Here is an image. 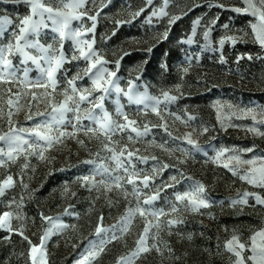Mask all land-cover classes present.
Instances as JSON below:
<instances>
[{"label": "rangeland", "instance_id": "1", "mask_svg": "<svg viewBox=\"0 0 264 264\" xmlns=\"http://www.w3.org/2000/svg\"><path fill=\"white\" fill-rule=\"evenodd\" d=\"M50 2L56 4V0ZM218 3L224 7L215 6ZM246 6L244 0H152L151 4L147 0H88L86 8L96 16V27L82 39L93 42V48L107 61L104 67L116 72L123 92L128 91L131 82L133 95L160 98L161 115L151 111L154 100L148 101L150 106L146 109L142 104L129 102L123 92L117 94L113 90L103 100L104 110L113 120L123 122L117 112L119 107L138 122L141 131L148 126L146 135L136 138L131 133L134 139L129 141L127 132L117 133L109 140L101 132H86L94 124L83 118L82 112L79 121L75 112H68L60 130L69 135L47 149L44 159L31 154V150L21 153L15 162L0 157L4 161L0 181L8 175L14 181L13 187L0 196V214H13V231L0 228V264H31L28 241L40 245V237L51 227L41 214L67 226L47 237L43 246L46 264H76L90 242L98 244L101 240L105 241L104 251L91 264H117L119 257L136 251V241L148 221L151 227L145 244L149 250L140 253L133 264H236L237 257L226 248L233 236L246 245L241 252L245 264H252L247 260L252 255L250 237L264 228V204L257 203L256 197L264 199V187L249 184L224 168L223 162L230 153L216 160L217 151L224 148H253V152L239 153L245 159L264 154V136L248 131L253 120L242 111L264 109V48L254 42L251 29L256 17L250 12L231 10ZM141 8L144 10L134 17ZM161 9L165 15L160 14ZM153 12L157 15L153 16ZM27 14L29 8L24 3L0 2V16L12 20L0 32V45L13 39L19 19ZM175 17L180 18L170 23ZM92 23L83 17L72 21L70 27L73 31L83 30L91 28ZM205 32L209 33L207 37ZM227 36L238 39L221 46L219 41ZM54 37L59 50L56 33L45 30L39 39L47 45L54 42ZM62 51L67 59L55 74V92L51 85L47 89L27 87L22 82L25 72L31 82H46V75L31 61L21 63L18 55L11 58V70L17 79L10 84L0 83V135L10 127L31 128L46 119L34 114L51 110L46 102L49 93L55 103L63 102L64 90L70 91L68 81L86 67V62L71 59L76 51L72 39L62 42ZM76 84L81 89L91 86L86 77ZM164 91L176 99L163 103ZM33 92L39 101L32 100ZM9 99L14 101L11 106ZM86 107L90 105H81L82 109ZM218 112L223 127L217 120ZM30 113L33 120L27 119ZM96 113L103 114L99 109ZM74 125L78 128L74 129ZM257 126L264 132V125ZM205 127L208 132L201 134ZM187 133H192L199 150L186 142ZM20 135L32 139L26 133ZM105 145L117 152L127 146L135 153L132 159L136 170L154 177L149 188H143L139 181L137 184L142 190L141 204L144 198L159 192L150 206L151 210L166 213L159 218V227L156 218L145 219L136 214L127 230H121V218L136 206L137 200L132 186L126 183V174L116 169ZM0 148L7 150L2 141ZM138 157L148 159L143 162ZM86 160L94 163H83ZM25 163L27 168L23 167ZM102 168L109 172L104 173ZM116 175L125 177L121 181L123 188L112 184L111 177ZM84 177H89V181ZM197 183L204 185L208 207L193 211L179 204V210L172 213L171 207L178 203L176 194L189 191ZM245 192L249 193L247 203L233 204L244 198ZM169 219L179 222L168 226ZM98 223L107 230L100 236L95 231ZM20 231L28 240L18 234ZM113 234L117 239H112Z\"/></svg>", "mask_w": 264, "mask_h": 264}, {"label": "snow or ice", "instance_id": "2", "mask_svg": "<svg viewBox=\"0 0 264 264\" xmlns=\"http://www.w3.org/2000/svg\"><path fill=\"white\" fill-rule=\"evenodd\" d=\"M3 3H24L29 8V14L23 16L19 19V23L16 25V31H13V39L9 40L7 44L0 45V66L3 67V71H0V83H12L17 79L16 73L11 69L13 68L12 57L20 56L22 57L21 63L26 61H31L35 64L40 71L44 73L47 77L46 82H31L27 79V73L23 78V83L29 87L35 88H45L49 85L52 87V91H56V80L55 74L58 69L65 62L67 57L62 51V42L65 39H72L75 42L76 51L73 52L71 59L73 60H84L86 62V67H84L81 72H78L75 77L68 81L70 86L69 89H65L63 92L64 100L60 103L54 102V97L49 93L46 97V102L50 107L49 110L43 112H36L35 116L46 117V119L35 123L31 128H15L10 127L7 133L0 135V141L4 142L7 150L0 148V157L6 156L8 161L15 162L17 157L24 153L25 151L31 150V154L38 155L41 159L45 158V151L53 146L55 142H59L60 138L69 135L64 131L60 130V125L64 123L65 114L68 112H75L76 120L81 119L80 113H83V118L88 119L93 122L94 127H90L86 130L87 133L101 132L111 140L117 133H128V140L131 141L134 137L131 133H135V137L139 138L148 133V126L145 125L143 131L138 127V122L132 120L128 117L126 113H123L118 107L117 112L122 116L123 122L115 121L111 118L107 111L103 108V100L105 96L111 91H115L117 94L123 92L119 87L116 80V72L108 70L104 65L107 61L93 48V42L88 41L87 39H82L88 32L94 31L96 24V16L90 15L89 10L86 8V3L88 0H56V4H52L50 0H0ZM247 5L244 8L234 7L231 10L237 13H249L256 17V23L251 24L252 36L254 42L259 44L261 48H264V0H258V2H253V0H244ZM148 4L152 3V0H147ZM167 3V0H165ZM198 7L199 5H194ZM215 6L223 8V4H216ZM144 9L141 8L139 11L135 12L133 16H139ZM161 15H165L163 9L160 12ZM153 16L157 15L156 12L152 13ZM83 17H87L89 20H92L91 28H86L83 30L73 31L70 27L72 21L82 20ZM180 17H175L170 23H174L176 19ZM119 24L120 21H117ZM215 23V21H213ZM12 24L7 16H0V32L5 31V26ZM227 29V25L224 26ZM50 30L53 33L58 35V41L60 42L61 48L58 50L56 47V37H54V42L44 45L40 42V34L45 31ZM208 32L204 33V36L207 37ZM247 35V33H245ZM238 37L236 36H227L222 38L219 43L223 46L226 41H231L236 43ZM189 43L191 41L189 40ZM29 50H35L37 54H32ZM58 53V54H57ZM251 58V57H249ZM43 62V64H42ZM43 65H46L43 66ZM117 67H119V61H117ZM87 78L91 82L90 87H85L83 89L78 88L76 81ZM99 94V95H95ZM125 96L128 97L129 102L135 103L138 105H144L147 109L150 105L148 104L149 100H154V103L151 105V111L156 113L158 116L161 115L159 109L162 101L160 98L148 97L147 95H133L132 85L130 82L129 89L127 92H123ZM163 103L171 102L176 99L174 95H170L168 91L162 92ZM32 100L39 101V97L36 93H32ZM14 101L9 99L8 104L13 105ZM31 103V102H30ZM82 104H88L90 107L81 108ZM99 109L102 115H98L96 110ZM244 115L250 116L253 120V125L248 128V131L256 133L258 135L264 136V132H260L257 125H264V109L257 111L256 109L249 108L247 110H242ZM33 114L27 116L28 120L34 119ZM260 116L258 119L257 116ZM11 113H9V117ZM180 119V117H177ZM189 119H194V117H189ZM217 120L221 122L223 127V121L217 114ZM11 123V121H10ZM74 129L78 128V125L73 126ZM167 131V129H165ZM193 131H196L195 129ZM208 128L205 127L202 129L201 134L207 133ZM20 133H26L28 137L20 135ZM58 133V134H57ZM171 135V134H170ZM192 133H187L184 137L186 142L189 145H192L193 148L199 150V145L195 140L191 138ZM82 144L83 141H80ZM163 147V145H162ZM105 148L112 153L111 159L115 162L116 169H122L126 174V183L132 186V194L136 196V206L134 208H129L125 216L121 218L123 221L122 231H126L128 225L131 223L132 218L139 214L140 217L147 219L149 216L156 218L158 221L157 227H159V218L166 215L163 210L155 211L151 210V205L153 202L158 199L159 192L157 191L151 196L143 199L141 204V189L139 188L137 181L143 185V188L150 187V181L153 180V176L143 174L142 171H137L135 168V162L132 157L134 152L128 150L127 146L121 148L117 152L113 148H109L108 145H105ZM37 149L39 151L37 152ZM183 151V149H181ZM253 152V148H247L243 150L236 149H221L216 153V160L220 161L221 158L227 155L226 160L223 162V167L232 171L233 175H238L239 178L243 181H247L249 184L256 186L264 187V154L259 156L253 155L251 158H243L239 153L240 152ZM125 152L127 156L125 158ZM143 162H146L148 157H138ZM152 159H156L155 156ZM234 162V163H233ZM86 164H92L94 161L86 160L83 161ZM4 161L0 159V166H3ZM29 165L25 163L24 168H27ZM241 166H247L246 169H242ZM163 167L167 168L168 165ZM104 173H108V168H102ZM153 172H156V169H153ZM86 182L89 181V177L83 178ZM125 177L116 175L111 177L112 184L116 188H123L121 181ZM175 180V177H172ZM100 183H106L104 180H101ZM14 181L11 175H8L6 179L0 181V196H2L6 189L13 187ZM172 185H167L171 187ZM27 187V185H25ZM110 190V189H109ZM74 195V194H73ZM249 193H244V198L240 201H233V204L236 203H247V197ZM176 202L171 207V212L175 213L179 210V204H183L184 208L191 209L193 211L200 209L201 207H208V202L205 195V188L202 184H195L189 191L184 193H177L175 197ZM256 201L259 204H264V199L259 196L256 197ZM147 206V207H146ZM67 211V210H66ZM12 212L4 211L0 214V228H6L9 231L12 229ZM42 215V219L49 222L51 227L48 228L44 235L40 237V245L32 244L28 256L31 260V264H46L44 258L43 246L47 237L53 234L54 231H59L66 225L60 223L57 220H54L52 217ZM103 217H100L102 222ZM179 221L169 219L167 221L168 226H171ZM115 230L116 226H112ZM151 221L145 224L143 233L140 235L139 239L136 241L137 249L135 252L131 253L129 256L119 257L117 264H133V260L140 255L142 252H146L149 249L147 248L145 241L148 237L150 231ZM96 235L100 236L102 233L107 231L101 226V223H98L96 226ZM23 237V239L28 240L27 236H24L23 231L18 233ZM112 239H117L116 235L113 234ZM251 240V252L252 255L247 257V260H250L252 264H264V228L257 230L250 237ZM235 245V247H234ZM105 241L101 240L98 244L90 242L88 247L85 250V253L76 261V264H91L96 257L104 251ZM246 245L244 243H239L236 236H233L231 240L226 243V248L228 251L233 252L237 257L236 264H245V259L241 255V252L245 249ZM159 251V249H157Z\"/></svg>", "mask_w": 264, "mask_h": 264}]
</instances>
